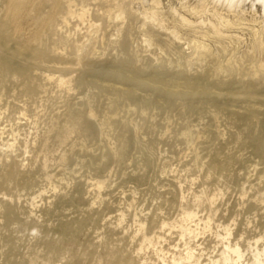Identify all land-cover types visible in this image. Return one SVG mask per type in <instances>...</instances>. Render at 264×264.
I'll return each instance as SVG.
<instances>
[{
  "label": "rangeland",
  "instance_id": "374dc122",
  "mask_svg": "<svg viewBox=\"0 0 264 264\" xmlns=\"http://www.w3.org/2000/svg\"><path fill=\"white\" fill-rule=\"evenodd\" d=\"M48 10L45 5L39 12L28 11L17 29L4 27L13 32L14 45L33 42L37 20ZM50 40L43 39V44L50 46ZM100 49L101 44L93 59H104ZM144 54L137 65L149 70L151 55ZM118 55L127 58L131 52L124 48ZM32 63L34 83L46 86L31 96L20 93L18 81L0 73V111L6 114L1 127L19 122L20 128L28 130L36 113L44 122L54 117L56 125L47 142L46 169H40L39 158L34 161L18 148V159L26 158L18 167L21 173L9 180L0 176V198L8 204L5 208L0 203V264H29L30 259L33 264H45L48 258L51 264H114L127 257L130 264H164L162 256L170 261L173 253L184 254L188 248L206 262L218 257L226 226L232 229L230 240H238L245 257L252 258L254 250L248 242L260 236L264 239V202L257 201L264 199V156L236 139L242 126L228 112L251 103L224 97L218 102L203 98L166 103L151 90L152 83L132 88L138 90H133L136 96L149 99L141 109L136 100L100 87L108 83L125 87L113 77L84 75V84L73 82L66 91L44 79L49 73L57 75L55 69L63 66L56 54L37 55ZM155 80L160 81L159 85L154 81L156 87L167 86L166 90L185 86L178 76ZM210 88L224 92L220 85ZM88 106L98 119H110L106 135L73 134L60 143L62 113ZM254 106L264 111V102L256 100ZM21 110L27 116L17 119ZM214 112L216 120L211 117ZM218 131L224 136L217 135ZM251 131L264 140V115ZM122 137L126 146L121 155L110 157V143L120 145ZM61 152L67 154L65 161L58 159ZM227 154L238 160L213 171L212 162L226 159ZM100 180L105 185L96 199L95 184ZM186 210L196 212L194 221L182 220ZM207 219L210 226L204 229ZM139 220L146 222L144 232L137 231ZM195 222L200 224L199 233L181 236L180 226L194 228Z\"/></svg>",
  "mask_w": 264,
  "mask_h": 264
},
{
  "label": "bare ground",
  "instance_id": "6f19581e",
  "mask_svg": "<svg viewBox=\"0 0 264 264\" xmlns=\"http://www.w3.org/2000/svg\"><path fill=\"white\" fill-rule=\"evenodd\" d=\"M45 5L49 10L37 20L38 33L33 42L27 44L23 41L14 45L13 32L4 27L12 30L19 28L24 14L30 10L39 12ZM48 38L51 39L50 46L43 44V39ZM99 44L100 54L105 57L93 59ZM124 48L131 52L132 57H119L118 53ZM144 53L151 55L149 70L137 65L146 57ZM48 54H56L63 66L55 69L57 75L46 74V81H53L57 87L68 91L73 82L84 84V75L113 77L125 87L115 86L110 81L111 84H101L100 87L136 100L141 109L149 99L136 96L133 90L137 89L132 88L152 83L151 90L160 94L166 103L176 99L187 103L203 98L213 102L222 97L230 101L243 99L252 105L246 103L247 107L242 109H228L242 126L236 139L241 145L251 147L257 156H264V140L251 131L260 115H264L259 105L254 106L256 100L264 102V0H0V73L3 78L11 77L18 81L20 93L24 96L38 93L46 83H34L32 62L35 56ZM164 59L166 64L159 65L158 62ZM165 76H178L185 86L171 90L164 89L167 86L156 87L160 81L155 79ZM3 78L0 79V86ZM214 84L222 86L224 92L211 91L210 87ZM5 115L4 111H0V121ZM62 115L64 120L58 135L60 143L73 134L91 135L95 132L99 137L105 136L106 128L111 124L107 117L98 119L91 106L83 111L67 108ZM26 116V111L21 110L17 119ZM211 117L216 120V113ZM54 120L51 117L44 122L36 113L28 130L20 128L19 122L3 124L2 127L0 122L1 177L9 180L21 173L18 167L23 166L26 158L18 159V148L21 153L30 154L34 161L39 158L40 169H46L49 161L47 142L56 125ZM200 132L198 129L197 133ZM217 135H223V131H218ZM124 141L122 137L120 145L110 143L107 154L119 157L126 146ZM58 159L65 161L67 154L61 152ZM233 160H238V157L227 154L226 159L212 162V170L224 169ZM104 185V180L95 184L96 199H100V190ZM201 195L196 197V201ZM257 201L264 202V199L260 197ZM0 203L5 208L8 205L3 198H0ZM195 217L196 212L186 210L182 220L194 221ZM209 220L202 228H209ZM137 226V231L144 232L146 222L139 220ZM194 226L182 224L181 236L198 234L200 224L195 222ZM142 235L146 237L144 233ZM231 235V227L226 226L220 237L222 249L218 257L209 258L206 262L199 260L190 248L184 254L173 253L170 261L162 256V262L264 264V239L261 236L248 242L254 250L249 259L242 252L239 241L230 240ZM260 240L261 248L258 247ZM33 262V259L29 260V264ZM51 262L48 258L45 264ZM130 262L127 257L119 258L114 264Z\"/></svg>",
  "mask_w": 264,
  "mask_h": 264
}]
</instances>
